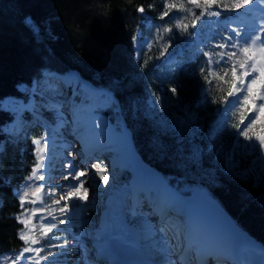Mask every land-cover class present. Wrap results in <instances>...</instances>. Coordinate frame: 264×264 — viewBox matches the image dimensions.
Masks as SVG:
<instances>
[{
	"label": "trees",
	"instance_id": "1",
	"mask_svg": "<svg viewBox=\"0 0 264 264\" xmlns=\"http://www.w3.org/2000/svg\"><path fill=\"white\" fill-rule=\"evenodd\" d=\"M169 3L177 7L169 10ZM181 4L192 11L180 10ZM223 4L228 8L212 10L224 17L231 6L228 0ZM140 8L149 27L139 24ZM200 14L186 0H0V102L25 98L32 82L40 83L49 72L75 71L112 93L135 152L146 164L173 181L204 188L236 226L264 246V151L233 127L240 119L237 109L228 111L211 137L228 85L215 75L205 79L202 54L217 48L197 51L186 42L193 22L203 21L196 19ZM138 29L150 44L135 58ZM173 55L176 59L166 63ZM213 66L216 72L225 67L223 62ZM13 117L0 109V254L23 246L12 189L32 162L30 140L3 129Z\"/></svg>",
	"mask_w": 264,
	"mask_h": 264
},
{
	"label": "rangeland",
	"instance_id": "2",
	"mask_svg": "<svg viewBox=\"0 0 264 264\" xmlns=\"http://www.w3.org/2000/svg\"><path fill=\"white\" fill-rule=\"evenodd\" d=\"M231 1L233 2V0ZM247 9L250 12V17L245 19V22L232 19L229 24L236 26L239 32L244 28L245 24H250L251 28L254 29L244 32L241 35L244 39L254 31H257V34L264 35V33L259 31L261 27H264V18L251 12L249 8ZM252 20L255 22H252ZM242 42L243 40H241ZM146 43V41L136 40L135 46L138 50ZM76 79L77 75L75 73L49 77L43 83L34 84L30 92L35 95L26 97V100L8 97L0 102V108L3 111L14 114L12 121L5 128L7 131L19 133L24 127L22 119H28L31 124L40 125L42 132L40 137H44L39 146L35 145L33 141L40 139V137L32 141L34 163L28 176L31 175L32 168L37 161V149L39 147L43 150L45 156V168L40 170V174L44 175L45 179L29 181L26 177L15 190V197L21 208V213L16 217L17 222L21 226L20 232L23 229L30 237L40 238L41 244L31 245L32 247H43V251L39 255L36 253H25V257L35 258L39 260V264H77L79 262L78 259L83 257L86 249V252H90V256L93 257L95 248L98 244L103 243L104 246L102 247L107 250V257H113L123 262L122 258L118 256V247L123 246L124 249H132L130 250V255H132L133 259L140 257L135 262L139 263L140 259L145 261L152 260L148 258V255L145 256L146 248L143 246V241L149 235L148 232H157L155 236H163L159 240V246L168 249L171 261L175 258L184 259L179 256V247L181 244H188L201 249L211 248L215 252L220 253L218 258L222 259V264H230L226 258H228V255L231 256L230 244L234 240L237 241V237L229 221L230 219H228L222 208L215 201V205L207 202L204 197L207 193L201 187L176 182L170 177H165L158 173L156 175L154 172V175L150 174L147 178H142V176L132 172L130 158L135 153V149L130 132L123 122V117L113 96L106 89L87 85L81 80H77L75 84ZM68 88H71V90ZM232 100L233 98H231ZM86 111H90L95 117L104 121L106 127L113 132L115 138L104 140L106 139L105 135L102 140L100 138L96 139L93 134H89L90 129L82 119V115L86 114ZM225 112L226 109L218 114L216 128H219L225 120ZM55 113L61 114L64 120L62 119L59 123L51 122L50 120ZM252 115H255V113ZM22 116L25 118H22ZM109 137L111 138V134H109ZM80 143L96 147L95 155L84 157L77 152V144ZM54 145L55 147L58 145V150H53ZM65 152L73 153L77 161L82 160L81 171H84L85 175L80 177V180L84 181L80 191L83 192L84 188H87V199L79 202L80 212L83 216H89V221L90 216L95 221L91 225L85 221L84 224L78 225L75 230L67 228L70 223L68 212H61L59 209L53 208L56 203L51 198L54 193L51 187L58 175V167H60V170L64 166H61L64 162L59 157L61 155L64 156ZM67 163L68 161H66ZM94 164H99L103 171L98 173L95 168L91 167ZM101 175L108 177L107 184L103 180H97V176ZM58 177L62 178V174H59ZM78 182L75 183L76 186L79 185ZM38 183L43 186L39 196L35 195ZM27 186L34 188L33 190L31 189L32 192L28 197L22 194L23 188ZM20 194L23 196V203L21 197L17 196ZM206 196L208 197V195ZM208 198L210 199V197ZM33 200H36V203H32L31 201ZM109 210L112 212L111 215L107 213ZM218 210L223 213L225 218ZM104 211L108 215L106 219H102ZM34 212L35 214H33ZM53 217H55V220ZM209 217L218 220L222 226L226 227L216 228ZM170 218H174L177 221H173ZM138 219L139 222L137 223L135 220ZM22 220L26 222L27 227H25V223L21 222ZM110 220L113 221L114 225H117L112 228V235L107 237L104 235L98 238L77 235L80 229L84 230L88 235H94L90 233L93 225L94 227L101 226L103 223L109 225ZM60 221H63V223H60ZM53 223L57 226L52 229L51 233H48L47 237H43L42 230L46 229H42V226ZM133 235L137 236V243L141 244L140 249L132 247L133 242L127 243L129 238L132 239ZM120 236L126 238L125 242L120 241ZM21 242L24 245L23 247H25L24 241L21 240ZM238 244H240L239 241ZM52 245L56 247H52ZM83 245L86 248L81 252ZM73 246L76 251L74 259L71 256V251L74 250ZM241 246L236 251L241 264H254L257 262L264 264V250L254 244L251 249L244 248L245 244L243 243ZM22 249L0 254V264H12V260L19 255ZM49 251L55 253V255L49 257L48 260L40 259V256L47 255ZM142 253L143 256H140ZM156 256H159V259L164 257L160 252H157ZM101 263H103V260H98L97 264ZM154 263L149 262V264ZM17 264H32V261L21 258V260L17 261Z\"/></svg>",
	"mask_w": 264,
	"mask_h": 264
},
{
	"label": "snow or ice",
	"instance_id": "3",
	"mask_svg": "<svg viewBox=\"0 0 264 264\" xmlns=\"http://www.w3.org/2000/svg\"><path fill=\"white\" fill-rule=\"evenodd\" d=\"M187 4L194 6L195 8L201 9L200 16H196V19L199 20L202 16H220V11H213V7L216 8L224 7L228 8V5L223 4V0H186ZM256 0H233L231 8L229 10H234L239 12L241 9L249 8ZM264 2V0H260ZM175 3H169L167 8L169 10L176 8ZM180 10L191 12L192 9L185 6V4L180 5ZM139 11L143 12L144 8H140ZM168 11H164L163 16H167ZM182 23V22H181ZM196 25L193 24V27ZM177 28H180V23L176 25ZM187 29V25H184V29ZM165 31H170V29H165ZM235 36H228L227 41L217 44L216 47L219 49H233L230 51H221V52H204L203 54L208 59V64L212 65L213 63L219 65L221 62L224 63L225 67L220 69V71L209 70V74L215 75L217 79L222 81L224 84L228 85L226 90L227 97H232L233 100L230 103L235 107L238 106L237 111L240 113V119L237 124H234L233 127L237 128L239 135L243 136L245 140L249 142H255L261 151H264V38L260 34L253 32L251 35H248L246 39L241 36L239 31L235 29L232 30ZM261 33H264V27H261L259 30ZM241 40L243 42L241 43ZM218 56V60L213 58ZM226 58V59H225ZM204 72V69H201ZM205 79H208V75H205ZM223 90V89H222ZM173 94L177 93V89L173 87L171 89ZM257 101L261 103L257 104ZM255 113V115H252ZM260 124L262 127L257 132L255 126ZM243 125V127H241ZM44 140V137L41 136L40 139L34 140L33 143L37 146L41 144ZM46 146V145H45ZM249 146H252L251 143ZM37 161L32 168L31 175L27 177L29 181L33 179L44 180L45 176L40 174V170L45 168L43 150L38 147L37 149ZM70 168L74 165L69 164ZM91 167L95 168L98 173L102 172L99 164H94ZM73 179L79 181L78 186H72L71 190L66 193L64 196H61V199L71 197L72 199L86 200L87 199V188H84L83 194L80 192V188L83 187L84 181L80 180V177L85 175L84 171L72 172L69 173ZM68 179V176L64 177ZM101 179L108 183V177L101 175ZM43 186H38L35 192V195L39 196ZM24 195H27L25 193ZM21 201L23 203V196H21ZM36 203V200L31 201ZM59 203V201H55ZM78 205H73L76 207ZM61 212L64 211V208L60 209ZM35 214V212L33 213ZM55 220V217H53ZM27 224L25 221H21ZM63 223V221H60ZM57 225L55 223L50 225L42 226V236L47 237L48 233L52 232V229ZM20 239L24 241L26 245L23 247L19 255H17L13 260L12 264H17V261L21 258L30 259L32 264H39V260L32 257H25V253H36L39 255L43 251V247H32L31 245L41 244L40 238L35 236H29L23 229L20 232ZM66 246V245H62ZM52 247H56L52 245ZM55 253L49 251L47 255L40 256L42 260H48L49 257L54 256ZM179 256H182L184 259L181 261L179 259L172 261H164L163 264H222L218 255L211 248L204 250L196 246L181 244L179 247Z\"/></svg>",
	"mask_w": 264,
	"mask_h": 264
},
{
	"label": "bare ground",
	"instance_id": "4",
	"mask_svg": "<svg viewBox=\"0 0 264 264\" xmlns=\"http://www.w3.org/2000/svg\"><path fill=\"white\" fill-rule=\"evenodd\" d=\"M253 7L254 8H252L253 10H256V11H259V12H262V13H264V2H259V3H255V4H253ZM90 112V111H89ZM85 112L86 114H84V115H82L83 116V120H84V122L87 124V126H88V128L90 129V132H89V134H93V136L94 137H96V139L97 138H100V139H104L103 137L105 136L106 137V139H104V140H112L113 138H115L114 136H113V132H111V130L109 129V128H107L106 127V124L104 123V121H102L100 118H97V117H95L94 115H92V113L90 112ZM81 113V112H80ZM81 118V117H80ZM64 120V118L61 116V114H57V113H55V114H53V116H52V119L50 120L51 122H53V123H59V122H61V120ZM62 127V126H61ZM64 133V132H63ZM62 133V134H63ZM109 134H111V138L109 137ZM119 138V137H118ZM81 146H83V145H81ZM130 146V145H129ZM58 145H56V147H54V149H56V150H58ZM79 147L80 146H78V150H79ZM85 148H82V150L83 151H87V150H89V147L87 148L86 146H84ZM44 148H46V147H44ZM131 150V149H130ZM131 152H132V150H131ZM65 157H66V161H68V163L66 164V165H64L61 169H60V171H59V174H62L63 175V178L65 177V176H68V179H63V180H61V181H59V180H56L55 181V185H54V189H55V193H53L52 195H51V198H52V201H59V203H56V204H54V207L56 208V209H61V208H64V211L63 212H68V216H70L68 219L70 220V223L67 225V228L68 229H70V230H75V229H77L78 227V225H82V224H84L85 223V221H87V223L88 224H92V223H94L95 221L93 220V218H91V216H90V221H89V216H87V215H82L81 214V207H80V205H79V202L80 201H82V200H78V199H72L71 197H68V198H65V199H61V196H64L66 193H68L70 190H71V186H76V184L75 183H77V181L78 180H76V179H73L72 178V176L71 175H69V173H72V172H79V171H81V166L83 165V163L82 162H80V163H78V162H76V160H75V155L73 154V153H66V155H65ZM69 164H71V165H74V167H72V168H70L68 165ZM155 174V173H154ZM153 174V172L151 173V175H154ZM79 183V182H78ZM78 185V184H77ZM31 189L32 188H29L28 186L26 187V188H23V190H22V194H23V196H25L24 194L25 193H27V195H26V197H28L29 196V194L32 192L31 191ZM34 189V188H33ZM32 189V190H33ZM81 192V191H80ZM81 194H83V192H81ZM18 197L20 196H22L21 194L20 195H17ZM206 199H207V202H210V203H213V205H215L214 204V202H212V200H210L206 195L204 196ZM19 199V198H18ZM78 205V206H76V207H73V205ZM207 205H209V204H207ZM53 207V208H54ZM52 208V207H51ZM213 209V208H212ZM218 211H220V210H218ZM213 212V211H212ZM107 213H109V215H111V211L109 210ZM107 213H106V211H104L103 213H102V219H106L107 218ZM115 213V212H114ZM220 213L223 215V213L220 211ZM103 215H104V217H103ZM223 217L225 218V216L223 215ZM209 219L213 222V224H214V226L216 227V228H221V227H226V226H222L219 222H218V220H215V219H213V218H211V217H209ZM103 223V222H102ZM109 225H106V224H104L103 223V225H101V226H96V227H94V225H93V227H91V234H94V235H88L84 230H79L78 231V233H77V235L79 236H83V235H85L86 237H88V236H94L95 238H98V237H100V236H109V235H112V228L116 225H114V223H113V221L112 220H110L109 221ZM117 226V225H116ZM115 226V227H116ZM151 231V230H150ZM216 231H217V229H216ZM74 233V232H73ZM120 233V232H119ZM227 233V232H226ZM115 234H116V232H115ZM130 234V233H129ZM146 234V233H145ZM148 236H147V238L145 239V241H143L144 243H143V246L146 248L145 249V254H147L151 259H156V254H157V252H160L161 254H163L164 255V257L161 259V260H164V261H166V260H168V261H171L170 260V255H169V253H168V249H165V247H160L159 246V240H161V238H163V236L161 235V237H157V236H155L156 234H157V232H154V233H151V232H148ZM131 235V234H130ZM117 237H118V235H117ZM121 237V236H120ZM133 237H135V238H137V236H135V235H133ZM93 238V237H92ZM112 238V237H111ZM116 238V237H115ZM109 239V238H108ZM119 239V238H118ZM153 239H155V240H153ZM115 240H117V239H115ZM114 240V241H115ZM125 240H126V238L124 237V236H122L121 237V239H120V241H122V242H125ZM144 240V239H143ZM157 240V241H156ZM111 241H112V239H111ZM117 241H119V240H117ZM130 242V240H128L127 241V243H129ZM111 243V242H110ZM114 243V242H113ZM115 243H116V241H115ZM113 245V244H112ZM117 245V244H116ZM115 245V246H116ZM118 246V245H117ZM127 246V245H126ZM133 247V246H132ZM74 250H72L71 251V256L73 257V259H74V255H75V247L73 246L72 247ZM85 246L83 245L82 247H81V252H83L84 250H85ZM98 248V254L100 253V251H99V247H97ZM113 248H114V245H113ZM140 248V247H139ZM112 249V248H111ZM79 250V249H78ZM118 250H119V254L123 257V259L124 260H126L127 262H129V264H135V262H134V259L132 258V255H130V250H132V249H129V250H127V248L126 249H124V247L123 246H121V247H118ZM147 250H149L148 251V253H147ZM142 251V250H141ZM85 252V251H84ZM81 254V253H80ZM237 254V253H236ZM147 255H145V256H147ZM79 258V257H78ZM86 262V264H88V260H86L85 261ZM156 263H158V264H162L161 262H159V261H157Z\"/></svg>",
	"mask_w": 264,
	"mask_h": 264
},
{
	"label": "water",
	"instance_id": "5",
	"mask_svg": "<svg viewBox=\"0 0 264 264\" xmlns=\"http://www.w3.org/2000/svg\"><path fill=\"white\" fill-rule=\"evenodd\" d=\"M31 29H33V30H36V31H40L38 28H36V27H31ZM131 165H132V169H133V171L134 172H136V173H140V174H142V175H149L150 173H151V169H150V167L146 164V163H144L140 158H139V156L138 155H134V156H132V158H131ZM237 229V231H238V235H239V238H242L243 236H242V232L238 229V228H236Z\"/></svg>",
	"mask_w": 264,
	"mask_h": 264
}]
</instances>
